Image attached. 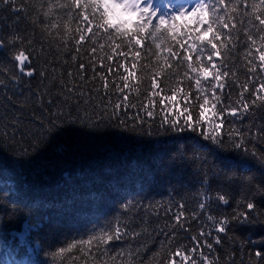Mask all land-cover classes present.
I'll use <instances>...</instances> for the list:
<instances>
[{
  "label": "snow or ice",
  "instance_id": "snow-or-ice-1",
  "mask_svg": "<svg viewBox=\"0 0 264 264\" xmlns=\"http://www.w3.org/2000/svg\"><path fill=\"white\" fill-rule=\"evenodd\" d=\"M109 5L135 12L133 27L126 30L110 24ZM0 6H11L13 12H27L28 6L33 9L29 34L14 33L11 38L0 35V49L16 48L10 61L17 75L10 76V81L35 75L37 69L32 67L30 50L33 40L29 35L34 36L39 29L42 39L58 38L63 42V49L57 45V51L69 52L72 59L78 61L82 73L86 65L81 52L88 53V66L93 68L94 75H81L80 83L72 87L61 81V87L66 89L68 96L75 94L77 88L80 89L78 95L84 96L85 81L93 84L100 81L95 88L98 96L103 89V96H99L101 104L97 105L100 110L94 113L98 117L95 122L88 117L90 127H99L107 118L115 121L110 126L136 132L141 137L190 132L195 157L207 149L226 167L242 170L244 187L237 208L231 216L208 214L209 224L188 237L191 247L183 244L173 247L177 228L190 232L186 227L189 218L197 220L198 213L206 212L213 199L206 191L201 193L197 211L186 214L184 203L177 204L170 224L159 229L158 234L164 236V240L147 261L142 259L148 250L147 244L135 248L132 244L150 236L149 228L142 225L137 231L130 219L114 215L94 224L78 239L65 240L53 251L44 252L52 264H148L149 261L155 264H220L216 246L222 245L220 234L226 236L232 222L264 223L260 220L264 210L258 211L255 202L257 195H264V153L256 147L257 142L264 141V124L253 122L243 128L235 126L237 120L264 110V0H167L166 7L163 0H0ZM73 20L77 22L75 29L71 27ZM98 37L107 41V44H98L99 50L104 52L102 56L98 55L96 46L87 47L89 43L96 45ZM69 40L74 51L69 49ZM20 45L24 47H18ZM106 47L108 51L105 52ZM239 47L245 50L242 57L236 55ZM238 59L244 63L242 70L246 78L243 83L233 79L241 70L236 68ZM96 64L106 74L96 72ZM0 75H7L3 61H0ZM40 75L46 76V72ZM145 83L147 87H143ZM0 87H7L4 79H0ZM233 89L236 99L232 98ZM92 91L88 89V94ZM113 95L115 102L111 98ZM7 99L11 101L12 97ZM133 99L138 103H133ZM130 109L136 112L129 116ZM121 113L127 119H120ZM77 120L84 122L80 116L73 118L70 112L65 115L58 109L54 118L49 117L47 123L40 122L39 130L27 137L28 147L21 145L19 155L29 158L38 155L64 130L62 125ZM0 121V141L12 140L9 147H15L16 133H9L8 129H17L23 123L22 117L15 116L8 121L7 116L0 115ZM226 149L235 158L225 155ZM59 150L63 151V146ZM0 151H3L2 145ZM227 179L232 177L227 176ZM203 181H209L208 172L204 173ZM68 191L78 192L75 188ZM215 200L228 205L230 197L217 192ZM133 207H136L133 201L127 200L121 205L122 215L126 217ZM0 210L8 216L5 227L13 223L14 218L19 219L15 204L11 209L0 206ZM36 214L25 216L21 230L11 231L10 239L4 236L5 254L12 259H5L3 264H19L13 253L21 252L39 258L30 260L29 264H49L47 259L41 258L43 248L39 244L33 246L30 239L33 232L38 236L46 235L37 231L42 230V225L33 222ZM118 242L125 246L117 250L114 246ZM248 244L254 249L249 253V261L254 258L255 264H264V236L249 240ZM48 247L54 245L50 243ZM226 264H235L234 255L227 257Z\"/></svg>",
  "mask_w": 264,
  "mask_h": 264
},
{
  "label": "trees",
  "instance_id": "trees-1",
  "mask_svg": "<svg viewBox=\"0 0 264 264\" xmlns=\"http://www.w3.org/2000/svg\"><path fill=\"white\" fill-rule=\"evenodd\" d=\"M31 19V6H28L27 12H13L11 6H0V35L11 38L14 33L29 34L32 29ZM76 26L77 22L73 20L71 27L75 29ZM42 36L39 29H36L34 36L29 35V39L33 40L30 46L32 67L37 69L30 78L23 76L17 81H10V76L17 75L10 61L16 48L0 49V61H3L4 70L7 72L6 76L0 75V79H4L7 85L0 87V115L7 116L8 121L15 116H21L23 120L17 129H8L9 133H16L15 147H9L12 140L0 141L3 148L0 151V206L11 209L15 204L19 216V219L14 218V222L5 227L8 216L0 210V264L5 259H12L5 254L4 236L10 239L11 231L21 230L25 216L36 214L37 210L38 214L33 222H39L42 230L37 231L46 235L38 236L37 232H33L30 239L33 240V246L39 244L43 248L41 258L47 259L49 264H52L51 259L45 257L44 252L53 251L65 240L78 239L94 224L114 215L130 219L137 231L142 225L149 228L150 236H144L132 244L133 248L147 244L148 250L142 257L147 261L164 240V236L158 234L159 229L170 224L172 212L176 211L178 203L183 202L185 213L190 214L197 211L201 193L206 191L213 197L205 213H198L197 220L189 218L186 222L190 232L177 228L174 248L180 244L191 247L192 242L188 237L197 234L202 226L209 224L208 214L217 217L233 214L244 187L243 176L240 174L242 170L226 167L221 159L207 149L201 150L199 157H195L193 141L189 139L193 134L190 132L141 137L136 132L110 126L115 121L107 118L101 121L99 127H90L88 117L95 122L98 117L94 113L98 114L100 110L97 105L101 104L99 96H103V89L99 96L95 91L100 81L97 80L94 84L85 81L84 96L78 95L79 88L75 94L68 96L66 89L61 87V81L72 87L73 84L80 83L81 75H94L93 68L88 66V53L81 52L82 62L86 65V71L82 73L78 68V61L73 60L69 52L57 51V45L63 49L62 41L50 37L42 39ZM101 43L107 44L106 38L98 37L96 45L89 43L87 47L96 46L98 55L102 56L104 52L98 48ZM69 49H72L71 40ZM104 51H108L107 47ZM244 51L243 47H239L236 55L242 57ZM95 68L99 74H106L99 64ZM236 68L241 70L233 79L243 83L246 76L242 70V59L237 60ZM42 71L46 72V76L40 75ZM69 72L73 75L69 76ZM143 87H147V84ZM88 89H93L90 95ZM8 96L12 97L11 101L7 99ZM111 98L113 102L116 101L115 95ZM232 98H237L235 89L232 90ZM49 100L53 103L49 104ZM104 102L106 103V99ZM132 102L138 103L135 99ZM21 105L24 107L21 108ZM58 109H62L65 115L70 112L73 118L80 116L84 122L77 120L75 123L62 125L64 130L55 135L38 155L32 158L21 157L19 150L21 145L28 147L27 137L39 130L40 122L47 123L49 117L54 118ZM135 112L136 109H130L128 115ZM158 115L157 113V118ZM120 119L127 117L121 113ZM253 122L264 124V110L257 111L254 116L237 120L235 126L243 128ZM61 146L63 151L59 150ZM256 147L264 153V141L257 142ZM225 155L235 158L227 149ZM205 172L209 176L207 183L203 181ZM226 173L232 177L231 180L227 179ZM69 188L77 189V194L69 192ZM217 192L230 197L228 205L215 200ZM127 200L133 201L136 207L131 208L124 217L121 205ZM255 202L258 211L264 210V195H257ZM25 204L30 206L26 207ZM260 220L264 221V216ZM153 229L157 231H152ZM220 235L223 243L216 246L220 264H226L230 254L234 255L235 264H241L242 261L243 264H255L254 258L249 261V253L254 249L248 241L259 240L264 236V223L234 221L229 226L227 235ZM50 243L54 245L53 248L48 247ZM124 246L118 242L114 247L118 250ZM13 255L19 264H29L30 260L39 259L28 256L25 252ZM148 264L155 262L149 261Z\"/></svg>",
  "mask_w": 264,
  "mask_h": 264
},
{
  "label": "clouds",
  "instance_id": "clouds-1",
  "mask_svg": "<svg viewBox=\"0 0 264 264\" xmlns=\"http://www.w3.org/2000/svg\"><path fill=\"white\" fill-rule=\"evenodd\" d=\"M136 20V13L122 11L118 5H109V23L119 25L121 29H131Z\"/></svg>",
  "mask_w": 264,
  "mask_h": 264
},
{
  "label": "bare ground",
  "instance_id": "bare-ground-1",
  "mask_svg": "<svg viewBox=\"0 0 264 264\" xmlns=\"http://www.w3.org/2000/svg\"><path fill=\"white\" fill-rule=\"evenodd\" d=\"M78 169V168H77ZM71 170V169H70ZM72 173V172H71ZM43 208V207H42ZM35 245V244H34ZM32 259V258H31Z\"/></svg>",
  "mask_w": 264,
  "mask_h": 264
}]
</instances>
